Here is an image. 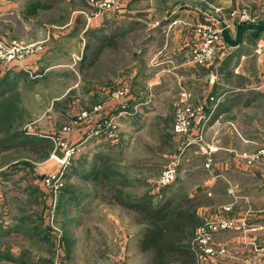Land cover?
<instances>
[{
	"label": "rangeland",
	"instance_id": "obj_1",
	"mask_svg": "<svg viewBox=\"0 0 264 264\" xmlns=\"http://www.w3.org/2000/svg\"><path fill=\"white\" fill-rule=\"evenodd\" d=\"M52 1L0 0V15L5 19L3 20V18H0L1 25H3V23H8L6 18L8 19L9 17H18L23 25H18L19 23L16 22L17 20L9 23V25L15 28L20 27L19 33L14 32L12 29L8 30L6 26H0V41H14L20 46H27L33 45V43L26 44L25 41L20 42L19 37L24 38V36H27L30 41H33L37 39L39 33H44L47 28L52 32L55 31L58 33L59 30L56 29L57 27L55 25L53 27L46 22L51 21L53 24L66 22V15L63 13V10L45 13L42 10L43 8L38 6L28 8V3H50ZM57 1H63L64 4H70V6L73 5V3L77 4L79 10L83 12V14H74L73 18L75 19L77 17L76 20L80 19L82 22L84 20L86 21L87 16H90L92 13V10L86 5L87 0ZM68 5H66L64 9L68 8ZM125 7H127V10L124 9ZM192 7L199 11L204 10L205 13H198L196 10L190 13L189 11L192 10ZM123 9L124 12L119 15H114L111 12L103 13L101 19L118 20L117 17H121V21L133 23L134 27L129 29L130 32L127 34L128 39L109 47V51L108 49L104 51V54L110 57L111 61L104 62L102 60L103 55H99V58L93 61L91 68L86 69V63L91 64L89 63L90 61L87 60V62L84 63L85 66L76 68L82 73L80 77H76L75 74L70 76L67 73L69 77L66 79L62 78L64 81L63 86L75 84V87L62 98H58L55 103H52L49 112H43L44 109L39 107L42 92L39 93L38 91L32 92L31 94L29 93L27 96L15 94L8 104L0 106V123L2 119L8 116L4 114L6 108L10 107L9 112L12 120L11 130H15L18 135L19 133L23 135L22 138H20L21 136L19 135L17 140H13L14 136L9 134L8 127L6 125H0V169L5 167L8 173H12L14 169L20 170L17 175H14L15 173L9 175L8 180L5 179L3 181L5 186H2L3 190H0V205L4 207L0 208V220L2 221L4 219V224L9 220L11 224L14 223V226H19L22 230L26 227L29 229V232H26L25 235L31 237L26 239L20 237L21 235L15 236L14 238L12 236L10 241L7 240L3 242L4 246H0V251L3 252L0 264H127L126 261L120 259L122 257H119L120 254L115 252L113 248L103 245L104 237L113 233L111 228L107 227L106 229L105 227L102 230L100 229L99 231L93 232L90 229L93 223L88 221L85 224L87 225L86 228L81 230L82 235L78 236L79 243L81 241H87V244L82 248H77L76 245L73 244L74 237L70 233V226L74 223V220L79 219L77 217L80 216V213H76L77 217L73 218L71 210H69L72 206L67 205L66 200L72 199L79 205L82 199L90 198L96 199L97 202L99 201L102 204H108L109 192L114 190V193L129 197H152L153 203L155 204L158 202V199H156L158 194H161V200L172 197V186L180 183L181 178L183 179L182 181L186 178V183L190 186L194 183L199 184L204 180L219 177V174L215 175L216 173H210L213 166L212 154L218 150L214 144L216 140L214 137L212 138L213 143L207 144V156L203 167L208 171V174L202 172V174L198 175L193 173L191 163L186 162L185 158L182 157L184 153L180 154L183 149L185 138L177 136L172 132L174 101L177 98L180 88L188 92L190 91L186 83H180L181 87L175 84L177 89L170 98L165 95H163L164 98H159V101L162 103V114L157 116L152 122H147L145 126H142L145 120H142L140 125V122L136 124V126L134 124V131H136V134L132 132L131 126L138 120L137 117L141 116L140 114L150 107L149 104L142 109V106L134 108V103L130 104L132 93L137 94L136 88L140 90V87H143V83L149 81L151 75L150 72H147L148 66L150 65L149 60L151 54L146 55L145 58L138 57L142 51L141 42L151 33L150 26L157 25L156 23L158 21L161 22L167 17H171L172 19L174 17L172 15L175 14L179 18H182L176 20L182 22L173 19L171 24L161 26L158 28L160 29L158 31H165L162 32L161 35H165V43L166 46L168 45L169 53L167 57L173 54V52H171L173 45L177 44L184 34L183 37L187 39L189 43V52L186 54L189 57L201 39L198 35V27L203 24H211L209 22H204V19L201 21L198 20L200 15L203 17L215 15L217 18L222 19L226 25H232L229 22L233 17L237 14L241 13L242 15V13H244L250 20L256 23L257 20L264 19V0H131L123 6ZM122 18H125V20ZM168 19L171 20L170 18ZM170 25L176 26L168 30ZM23 27H25L26 30H24ZM206 27L208 28L209 26L206 25ZM80 30L82 31L81 26L79 27V31ZM158 31H156V34ZM152 37H154V35H152ZM34 43L36 44L39 42ZM43 43L44 41L38 53L44 51ZM119 50L124 51L121 54L122 56L119 55ZM100 51L101 48L98 52ZM228 53L229 49L224 44L214 57L213 64L207 68L198 70V72L201 73V80L196 84L199 87V91L206 89L208 81L215 80H213L212 77H215L218 72L216 68L218 61L222 58L225 59ZM31 55L34 56L35 54ZM63 59H67V57L64 56ZM185 61L183 62L185 63ZM4 62L5 61L0 62V68H3ZM160 63L163 64L164 62ZM5 64L8 65L9 63ZM67 65H69V63ZM174 65L178 66L179 64L174 62ZM74 67L75 65H73L72 68L75 69ZM118 68H120L119 71ZM175 69L177 70L178 68L175 67ZM69 71L72 72L71 70ZM133 71L135 73H133L134 78L131 73ZM108 73L109 75H106ZM46 80L47 79H45V81ZM52 80L54 81L55 79ZM32 82L33 80L27 79L26 85H32ZM124 86L127 87L129 91L127 96L128 109H126V112L128 113L131 111L134 114L127 118L123 117V120L120 119V116L116 118V123L119 124H117L118 126L115 125L117 127L112 129L110 133L111 137L107 138L105 141L101 140V142H103L102 147L92 144L91 141L95 136L93 138L89 137V130L93 127V119H96V115L100 117V112L102 110L100 112L98 111L105 103H109V105H107V108H109L108 111H110L109 116L117 117L121 109L115 103H112L110 96ZM193 97L191 104L193 108H196V100L202 97V94L197 96L193 95ZM149 103H151V101H149ZM84 115L86 117L82 118L81 116ZM52 120L54 122L51 123ZM32 121H35V124H30ZM45 121H48L49 124H44ZM96 122L98 123L97 120ZM42 125H45L47 131L52 132L42 134L44 132V129L41 128L43 127ZM51 125H53L52 128ZM85 126L88 127L85 132V138L73 143L68 135L74 133L76 129ZM49 129L52 130L50 131ZM30 131L41 133L42 135H35ZM29 132L31 134L27 135ZM29 136H36L37 138H29ZM25 143L28 145V148H32L33 150L29 151L26 149L20 151L19 144L24 146ZM104 144L105 147L103 148ZM106 144L108 145L107 147ZM263 146L264 144H257L256 150L253 152ZM15 147H18V150L14 149ZM66 148H72L73 154L66 160L67 163L62 168L64 185L61 191L56 194V202L53 200V193H50L51 191L48 192L45 188L47 180L44 177L53 170L58 171L61 169L58 160L63 159ZM9 149H14V151H11L14 154L10 152L7 153ZM243 152L252 153L247 151H231V154L234 157L235 153ZM52 154L55 155L57 161L50 158ZM45 155L46 159L44 158ZM207 159L210 161L208 162V167H205ZM43 161L48 165V169L46 165H41ZM174 162L177 163L178 169L176 181L169 187L160 188L157 185L158 175L164 168ZM193 164H195V161H193ZM7 165L12 166L6 167ZM51 165H54L55 168L52 169ZM185 168L187 171L184 173L183 170ZM22 169L23 171H21ZM37 170L42 171L43 173H41L44 176L41 175L40 178L39 176L34 177ZM108 170L110 178L103 184H100L94 179L99 173L101 174ZM39 184L42 187L41 189H39ZM177 197L179 198L180 194ZM238 199L241 198L238 197ZM215 200L220 202L222 198ZM229 205L231 206L232 204ZM104 207L105 206H100L96 203L94 209H96L97 212L98 208L104 209ZM250 212L247 211V213ZM260 213V215H264V211ZM125 215L129 218L128 223L129 221L132 223L130 214L126 212ZM246 215L248 214L244 216ZM98 217L99 213H96L94 219H98ZM99 219L103 220L102 216ZM248 223L249 220L246 219L245 227L237 232L246 231L249 226ZM10 230L14 231L13 229ZM56 230L60 232L61 236H56ZM258 232L262 233L264 229L258 230ZM47 233L52 234L53 240H51V244L46 242L45 244L39 240L41 237L47 235ZM260 238L263 239V233ZM212 245L215 248L222 247L224 249L223 255H218L214 258L228 257L231 259V251L227 247L214 245L213 237ZM77 249H82V251H77ZM56 252L58 256H56ZM11 253H13V256ZM242 261L243 262L240 260V264L263 263V259L260 257H249L242 259Z\"/></svg>",
	"mask_w": 264,
	"mask_h": 264
},
{
	"label": "crops",
	"instance_id": "obj_2",
	"mask_svg": "<svg viewBox=\"0 0 264 264\" xmlns=\"http://www.w3.org/2000/svg\"><path fill=\"white\" fill-rule=\"evenodd\" d=\"M56 1L53 0L50 3H28V8L38 6L43 8L42 10L45 13H53L54 11L59 12L60 10H63V13L66 15V22L61 24H53L51 21L46 22L53 27L55 25L59 32H52L47 28L44 33H39L37 39H34L33 41H30L27 36H24V38L19 37V41H25L26 44H34V42L44 41V51L42 53H35L34 56L30 55L21 62H14L8 65L3 64V68H0V106L8 104L12 96L15 94L27 96L29 93L31 94L32 92L38 91L39 93L42 92L39 107L44 109L43 112H49L52 103H55L58 98H62L75 87V84L63 86L64 81L62 78L66 79L69 77L67 73L70 76L75 74L76 77H80L82 73L76 68L79 66H85L84 63L87 61H90L89 63L91 64L86 63V69L91 68L93 61L98 59L99 55H103L102 60L104 62L111 61L110 57H107L104 54V51L107 49L109 51V47L128 39L127 34L122 36L119 35L110 44L103 45V47L100 45L101 47H99V44L95 43L89 45V48L85 50L87 43V40L84 37L85 31L89 28L98 29L107 25L105 24V20L107 19H101L100 17L99 20L95 19L87 26L85 20L82 22L80 19L76 20L77 17L75 19L73 18V15L76 13L83 14V12L79 10L77 4L73 3V5L70 6V4H64L63 1ZM66 5L69 7L64 9ZM124 9L127 10V7ZM124 9L122 8V12H124ZM194 10H196V8L192 7V10L189 12L193 13ZM196 11L198 13H205L204 10ZM172 16H174L172 19L171 17H167L161 22L158 21L156 23L157 25L150 26L151 33L141 42L142 51L141 53L138 52L140 53L138 57L145 58L146 55L151 54L149 60L150 65L147 70L151 75L149 81L144 82L143 87L141 86L140 90L139 88H136L137 94L132 93L130 104H140V106H142L141 109L149 104L150 107L142 112L140 114L141 116L137 117L138 120H136L132 126L130 123L131 129L133 130L132 132H136L134 131V128L139 122L140 125L142 120H145L142 124V126H145L147 122H152L157 116L162 114V103L159 101V98H164L163 95L170 98L177 89L176 86L181 87L180 83H186L190 89L189 92L195 96L202 94V96L208 95L218 99V103L215 107L214 104L209 101L204 103V118L195 126V128H203L204 142L207 147V144L213 143V137L216 139L214 144L218 150L212 154L213 166L210 173H216L215 175L219 174V177L204 180L202 183L200 182L201 184L194 183L190 186L186 183V178L184 181H182L183 179L181 178L180 183L172 186V197L168 198L173 199L175 204L179 203L184 196L195 198L197 205L193 210V214L201 218L202 221L206 217H210L214 214L222 205L232 204L231 215L234 217H242L245 214H248L246 216L249 220V226L246 231H225L213 236V244L227 247L232 253L231 259L228 257H216L205 264H240V260L243 262L244 260L242 261V259L249 257H260L263 259V263L259 262V264H264V232H262L263 239L260 238L262 233L258 232V230L264 229V215H260V212L264 211V165L258 164L251 167H240L235 163V159L231 154V151L253 152L256 150L257 144H264V64H262L253 54V50L259 42H264V35L257 38L253 35L246 34L242 43L238 47L230 48L226 46L229 49V53L225 56V59L222 58L218 61L216 66L218 72L216 73V76H211L212 79H215L216 81H208L206 89L199 91V87L196 84L201 80V73H199L198 70L206 67H186L182 65L184 63L183 61L188 57L186 54L189 52V43L187 42V39L183 37L184 34L180 41L173 45V49L171 50L173 54L170 57H167L169 53L168 45L166 46L165 43V35H161L162 32L165 31H158L160 30L158 28L164 25H169L173 19L176 20L179 18L175 14ZM0 18H3L2 15H0ZM117 18L118 21H120L121 17ZM209 18L211 17L209 16ZM122 19L125 20V18ZM203 19L205 20L206 16L203 17L200 15L198 17V20L200 21ZM3 20L5 19L3 18ZM14 20H17L16 22L19 23L18 25L23 26L18 17L6 18L8 23H3V25L0 23V26H6L8 30L12 29L14 32L19 33L20 27L15 28L14 26L9 25V23ZM110 21H112V19ZM229 23L232 24L233 22L230 21ZM256 23H264V19L257 20ZM129 25L134 27L133 23H129ZM80 26L82 31H79ZM174 26L170 25L168 30ZM23 28L26 30L25 27ZM230 29V31L234 33L235 25ZM156 31H158L157 34ZM152 35H154V37H152ZM100 48L101 51L98 52ZM123 52L124 51L119 50V55ZM64 56H66L67 59H63ZM160 62L164 63L161 64ZM174 62H177L179 65L175 66ZM68 63L69 65H67ZM73 65H75V69L72 68ZM175 67L178 69L176 70ZM23 68L27 69V72ZM119 70L120 68H118V71ZM109 73L106 75H109ZM131 73L134 78V71ZM27 79L33 80V84L26 85ZM45 79L47 80L45 81ZM52 79L55 80L53 81ZM175 84L177 85L175 86ZM149 101H151V103H149ZM107 105H109V103H105L102 107L100 117L96 115V119H93L94 123L96 120L100 121L103 117L110 115ZM9 108L10 107L6 108L4 114L8 116L2 119L0 125H6L9 134H12L14 140H17L19 135L21 136L20 138H22L23 135H21L22 133H19L18 135L15 130H11L12 120L10 118ZM52 122L54 121L52 120L51 123ZM30 124H35V121H32ZM44 124L49 123L48 121H45ZM42 126L44 127H41L44 129L42 134L52 132V129H49L51 131L49 132L45 129V125ZM52 126L53 125H51V128ZM87 129L88 127L86 126L78 128L74 133L68 135V137L73 143L75 141H81L85 138V132ZM30 132L27 133V135L31 134L33 131ZM196 132L195 129L192 130L189 137H195ZM34 134L39 135L41 133L35 132ZM30 137L36 136H29V138ZM101 140L105 141L103 136L98 139L94 138L91 142L94 145H100L102 147L103 142H101ZM107 146L108 145L106 144V147ZM104 147L105 144L103 148ZM14 149L18 150V147H15ZM14 149L7 150V153L10 152L14 154L11 152L14 151ZM19 150H23V145L19 144ZM182 157L185 158L186 162L191 163L193 173L200 175L202 172H208L203 168L206 161V155L205 153L202 154L196 145L187 146ZM44 158L46 159V155ZM193 161H195V164H193ZM12 165H7L6 167ZM41 165L44 166L46 163L43 161ZM46 166L45 167L48 169V165ZM51 168L54 169V165ZM21 171H23V169ZM185 171H187L186 168L183 172L185 173ZM18 172H20L19 169H14L12 170V173H8L5 167L1 168L0 190H3L2 186H5L3 181L5 179L8 180L9 175H13L14 173V175H17ZM39 172L41 173L42 171L37 170L34 177L39 176L40 178L43 172L41 174ZM231 186L236 187L235 193L241 199L233 201V198L228 194V189ZM41 188L40 185L39 189ZM179 194L180 197L178 198L177 196ZM158 197L156 198L158 199V202L155 204H158L161 201V194H158ZM219 198H222V201L218 202L215 200ZM66 201L67 205L72 206L69 210H71L73 218L77 217L76 213H80V216L77 217L79 219L74 220V223L70 226V233L74 237L73 244L76 245L77 248H82L87 244V241H81L82 243H79L78 236L82 235L81 230L85 229L87 226L85 224L88 221H91L93 224L90 226V229L93 232L99 231L100 229L102 230L105 227L106 229L107 227L112 229L113 233L104 237L103 245L109 246V248H113L115 252L119 253V257H122L120 258L121 260L123 259L127 264H147L148 256L140 254L138 251L143 227L137 226L130 221L128 223L129 218L125 215V210L118 206L102 204L99 201L97 202L96 199L90 198L82 199L79 205L72 199ZM96 203L100 206H105L104 209L98 208V211L96 212V209H94ZM3 207V205H0V208ZM247 211L250 213H247ZM96 213H99L98 219H94ZM101 216L103 220L99 219ZM10 229H13L14 231ZM26 232H29V229L26 227L22 230L19 226H14V223L11 224L9 220L6 221L5 224L4 219L2 221L0 220V246H4L3 242H6L7 240L10 241L12 236L14 238L15 236L21 235L20 237L26 239L31 238L30 236L25 235ZM39 240L43 243H50L51 240H53L52 234L47 233V235L41 237ZM78 250L82 251V249H77V251ZM2 253L3 252L0 251V259L2 258ZM12 254L13 253H11V255Z\"/></svg>",
	"mask_w": 264,
	"mask_h": 264
},
{
	"label": "built area",
	"instance_id": "obj_3",
	"mask_svg": "<svg viewBox=\"0 0 264 264\" xmlns=\"http://www.w3.org/2000/svg\"><path fill=\"white\" fill-rule=\"evenodd\" d=\"M129 1L131 0H87L86 5L92 10V13L90 16H87L86 25L88 26L89 23L95 19H100L102 14L106 12H111L117 15L121 14L123 6ZM231 21L233 22L232 25H226L228 29L238 23H254L253 20H250L244 13H242V15L241 13L237 14ZM204 22H209L211 24H203L202 26L198 27L197 31L199 33V38L201 39L193 49L192 54L186 58L183 66L207 68L213 64L214 57L218 54L219 49L224 45L220 34L219 24L209 17L206 18ZM206 25L209 27L207 28ZM41 44L42 42L36 44L34 43L33 45L20 46L14 41H0V62L5 61L4 64H10L11 62H21L29 55L40 52ZM253 54L258 57L262 64H264V42H259V44L254 48ZM23 69L27 72V69ZM128 92L129 91L127 90V87L124 86L122 89L110 96L111 101L119 106L121 110L118 112L117 117L108 115L98 121V123L95 121L93 127L89 130V137L93 138L95 136L94 138L98 139L101 136H104L106 140L107 138L111 137L110 133L112 129L117 127V124H119L116 123V118L120 116V119L123 120V117L127 118L134 114L131 111L128 113L126 112V109H128ZM193 98L194 97L192 94L185 89H179L177 98L174 101V122L172 126V132L177 136L185 138L183 142V149L180 154L184 153V150L187 146L196 145L198 150L202 154L205 153L207 156L208 147H206L204 142L203 128L196 129L195 126L198 125V123H200L204 118V103L209 101L213 103L215 107L218 103V99L204 95L196 100L197 106L196 108H193L191 104V100ZM136 107H140V104L134 105V108ZM101 110L102 108L98 112ZM81 117L84 118L86 116L84 115ZM194 129L197 131L196 135L195 137L190 138L189 136ZM72 154L73 149L66 148L63 159H59L60 161L58 160V163L61 165V169L58 171L53 170L45 175L46 177H44L47 180L45 188L48 192L51 191L50 193H53L54 201H56L57 198L56 194L61 191L64 185L62 179V168L67 163L66 160H68ZM50 158L56 160L54 154H52ZM234 159L235 163L242 167H251L255 164L264 165V146L252 153H235ZM209 161L210 160L207 159L205 167H208ZM177 175V163H171L158 175L157 185L160 188L169 187L176 181ZM235 189V186H231L230 189H228V194L233 198L234 201L238 200ZM231 213L232 210L230 205L222 206L210 217H206L195 229L193 238L190 241V248L194 252L196 264H205L215 256L224 254V249L222 247H213L212 237L214 234L223 231H238L245 227L247 216L234 217L231 215ZM56 233L57 237L61 236L59 231L56 230ZM56 256H58L57 252Z\"/></svg>",
	"mask_w": 264,
	"mask_h": 264
},
{
	"label": "trees",
	"instance_id": "obj_4",
	"mask_svg": "<svg viewBox=\"0 0 264 264\" xmlns=\"http://www.w3.org/2000/svg\"><path fill=\"white\" fill-rule=\"evenodd\" d=\"M105 21L107 25L85 31V50L95 43L99 46L110 44L116 37L126 35L130 32L129 29H132L129 22H112L108 19ZM26 149L33 150L25 143L23 150ZM109 178L108 170L99 173L94 179L103 184ZM108 200V204L118 206L129 213L133 224L143 227L138 251L148 256L147 264H196L190 241L202 220L193 214L197 205L195 198L184 196L177 204L173 199L166 198L154 204L152 197H129L111 190Z\"/></svg>",
	"mask_w": 264,
	"mask_h": 264
},
{
	"label": "water",
	"instance_id": "obj_5",
	"mask_svg": "<svg viewBox=\"0 0 264 264\" xmlns=\"http://www.w3.org/2000/svg\"><path fill=\"white\" fill-rule=\"evenodd\" d=\"M210 17L218 22L222 40L230 48L238 47L246 34L257 38L264 35V23H238L235 25L234 33H232L222 19L217 18L215 15H211Z\"/></svg>",
	"mask_w": 264,
	"mask_h": 264
}]
</instances>
